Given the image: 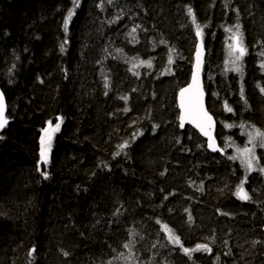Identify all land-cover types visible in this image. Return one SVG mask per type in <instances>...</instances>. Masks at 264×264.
<instances>
[{
	"label": "trees",
	"instance_id": "1",
	"mask_svg": "<svg viewBox=\"0 0 264 264\" xmlns=\"http://www.w3.org/2000/svg\"><path fill=\"white\" fill-rule=\"evenodd\" d=\"M78 4L0 0V264H264V0ZM197 25L223 153L180 127Z\"/></svg>",
	"mask_w": 264,
	"mask_h": 264
},
{
	"label": "snow or ice",
	"instance_id": "2",
	"mask_svg": "<svg viewBox=\"0 0 264 264\" xmlns=\"http://www.w3.org/2000/svg\"><path fill=\"white\" fill-rule=\"evenodd\" d=\"M74 4L76 6H79L78 0H73ZM111 2V0H109ZM188 13L192 15V9H188ZM72 13H69L68 19L65 20L64 22V27L65 30H67L68 27V20L71 19ZM193 21L195 22V17L193 16ZM198 28V35L199 33V25H197ZM237 32L234 34L233 39L235 41V44L230 45V55L232 53H238V55H235L234 59L231 61V63L235 66L233 70L235 71H240V68L236 66L237 61H239L245 54H246V48L243 46L242 42V34L239 32V25L236 26ZM135 31V29H133ZM231 31V29H229ZM61 50L63 51V45H61ZM170 63H171V57L169 58ZM150 66V64H149ZM264 91V89H262ZM185 93H190V95L187 97V100H185ZM122 99L127 100V97H123ZM181 109L182 114L180 117L181 120V127L184 125L185 117L187 116L190 118L191 122L196 123V126L201 130V132L209 137V140H212V136L210 134V131L208 129L211 128V116L208 115V113L204 110L203 104H202V92L199 89V84L197 80L196 74L193 76V85L189 86L188 89H182L181 90ZM228 111H232L231 108L227 109ZM127 111V109H125ZM4 113H5V106H4V100L3 96L0 95V128H2L6 123L7 120L4 118ZM60 127L59 124L55 126L52 131L58 130ZM48 132V130H45ZM258 135H261L262 139H264V134L258 133ZM50 141H51V135L49 134L47 136V139L44 137L41 138V150H40V160L44 163L48 162V151L50 149ZM212 146V145H210ZM262 147H264V143L261 144ZM121 149L124 147H127V145H121ZM215 150V148L213 149ZM245 152H250V149H244ZM119 155V153H117ZM246 165L249 169L252 168V162L251 160L246 161ZM264 171V169H262ZM41 175L44 176L45 179H47V173L46 172H41ZM237 195L239 196L240 199H249L248 195L246 192L243 190V183L241 184ZM189 220H191V216H189ZM159 223V221H157ZM165 229L169 232V240L174 243V244H180V238L172 234L170 229H167V225L164 226ZM182 246V245H181ZM125 247H128V245H125ZM196 250H203V251H210L207 245H197L196 249H189V248H184L183 251L185 254H190L192 251ZM33 252L35 249L32 250ZM64 255H68L67 252L64 253Z\"/></svg>",
	"mask_w": 264,
	"mask_h": 264
},
{
	"label": "water",
	"instance_id": "3",
	"mask_svg": "<svg viewBox=\"0 0 264 264\" xmlns=\"http://www.w3.org/2000/svg\"><path fill=\"white\" fill-rule=\"evenodd\" d=\"M200 33V32H199ZM205 57H206V50H205V45L203 41V37L201 33L198 35V42H197V47H196V52H195V59H194V65H193V70H192V76H191V81L188 85L183 87L182 89H188L189 86L193 85V76L196 74L198 84H199V89L202 92V104L204 110L208 113L209 116H211V128L208 129L210 131V134L212 136V140H209V137L204 135L201 130L196 126V123L191 122L190 118L187 116L185 117L184 125L181 127L182 129H185L186 127H191L193 128L199 135L206 140L207 142V148L208 151L211 153H223L224 149L220 145L219 139L217 137V128H218V122L214 114L210 111L209 106H208V96L205 88V82H204V66H205ZM181 89V90H182ZM181 90L178 93L177 96V103H178V108H179V121H180V126H181V114H182V109H181ZM0 95L3 96L4 100V106H5V113H4V118L7 120V123L0 128V131L3 130L7 125H8V117H7V99L6 96L0 86ZM190 95V93H185V100H187V97ZM212 145V146H210ZM215 148V150H213ZM263 231H264V226H263Z\"/></svg>",
	"mask_w": 264,
	"mask_h": 264
},
{
	"label": "rangeland",
	"instance_id": "4",
	"mask_svg": "<svg viewBox=\"0 0 264 264\" xmlns=\"http://www.w3.org/2000/svg\"><path fill=\"white\" fill-rule=\"evenodd\" d=\"M235 54H238V53H235ZM18 75H19V73L16 71V70H13L12 72H11V76L13 77V78H17L18 77ZM55 128V126H50L47 130H48V132H45L44 133V135H43V137L45 138V139H47V136L50 134L51 135V137H53L54 135H55V133L57 132V130L56 131H52V129H54ZM260 136V137H259ZM256 140H257V138L256 137H250V141H249V144H248V146L247 147H245L244 149H250L251 151L250 152H245L244 151V149L242 150V152H241V156H242V158H245L246 159V161H248V160H251V162H252V168L250 169V170H253V169H255V165L253 164V160L254 159H256V153H255V142H256ZM258 140L260 141V142H264V139H262L261 138V135H258ZM241 150V148H238V153H239V151Z\"/></svg>",
	"mask_w": 264,
	"mask_h": 264
},
{
	"label": "bare ground",
	"instance_id": "5",
	"mask_svg": "<svg viewBox=\"0 0 264 264\" xmlns=\"http://www.w3.org/2000/svg\"><path fill=\"white\" fill-rule=\"evenodd\" d=\"M8 122H9V121H8ZM179 122H180V121H179ZM180 127H181V126H180ZM186 128H188V127H186ZM186 128H185V129H186ZM181 129H182V128H181Z\"/></svg>",
	"mask_w": 264,
	"mask_h": 264
}]
</instances>
